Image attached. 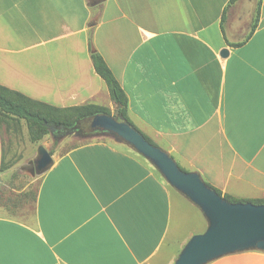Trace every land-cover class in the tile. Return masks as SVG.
I'll use <instances>...</instances> for the list:
<instances>
[{
  "label": "crops",
  "instance_id": "0c3cea01",
  "mask_svg": "<svg viewBox=\"0 0 264 264\" xmlns=\"http://www.w3.org/2000/svg\"><path fill=\"white\" fill-rule=\"evenodd\" d=\"M229 2L0 0V85L55 108L111 109L95 51L141 133L223 194L261 199L264 0ZM24 130L23 120L0 126V264L174 262L181 200L147 160L106 142L81 144L35 174L31 197L12 183ZM189 203L183 208L199 211ZM205 229H190L180 251ZM208 264H264V252Z\"/></svg>",
  "mask_w": 264,
  "mask_h": 264
},
{
  "label": "water",
  "instance_id": "95a60500",
  "mask_svg": "<svg viewBox=\"0 0 264 264\" xmlns=\"http://www.w3.org/2000/svg\"><path fill=\"white\" fill-rule=\"evenodd\" d=\"M228 50L221 52L223 57ZM121 106L117 105L119 109ZM101 135L124 143L147 160L175 191L203 214L207 227L186 242L172 264H208L223 256L257 250L264 252V204L231 203L209 188L199 173L183 171L168 152L148 142L121 115L99 113L80 120ZM53 156L42 145L37 147L35 171L42 174L53 165Z\"/></svg>",
  "mask_w": 264,
  "mask_h": 264
},
{
  "label": "trees",
  "instance_id": "16d2710c",
  "mask_svg": "<svg viewBox=\"0 0 264 264\" xmlns=\"http://www.w3.org/2000/svg\"><path fill=\"white\" fill-rule=\"evenodd\" d=\"M235 1L236 0H230L229 4H232ZM223 22L224 15L221 19V27ZM248 38L249 36L245 38V41ZM240 44L242 43L231 44V46L236 47ZM91 60L94 71L105 82L112 101L115 103L116 106H121L119 109H116L117 114L121 115L129 124H131L135 129H137L130 122L127 116V97L123 89L121 88L119 82L116 80L113 73L105 63L104 59L101 57L100 54L95 51H92ZM99 113L110 114V109L93 104H86L82 106L67 108H55L34 101L19 92L12 91L0 85V126L3 123H8V120L18 122L23 120L27 127L29 139L31 142L39 141L43 135L48 133L49 130H51L52 132H61V129L66 131L76 129L77 124L78 122H80V120ZM137 131L139 130L137 129ZM141 134L148 142L155 145L147 136H145L143 133ZM181 169L183 171H186L183 168ZM205 184L212 190L216 191L228 202H251L257 205L264 204V198H237L230 194H223L220 190L211 186L207 182H205Z\"/></svg>",
  "mask_w": 264,
  "mask_h": 264
},
{
  "label": "rangeland",
  "instance_id": "374dc122",
  "mask_svg": "<svg viewBox=\"0 0 264 264\" xmlns=\"http://www.w3.org/2000/svg\"><path fill=\"white\" fill-rule=\"evenodd\" d=\"M248 23V22H247ZM246 26V24H245ZM244 38V35H239L235 37V41H240ZM116 105L113 103V107L110 109V114L114 116H119L116 112ZM80 129L86 131V123L80 122V124L77 125ZM76 131V130H74ZM151 140V139H150ZM6 141V139H5ZM152 141V140H151ZM18 148L17 151L19 153V156L15 159V161L12 162V166L14 167L12 169V174L13 180L12 183L15 188L19 189H25L29 196L35 197L41 175H31L30 171V165L29 162L36 158L37 156V147L39 145L44 146L53 156V159H56L60 155L66 153L70 149L81 145L85 143H90V142H106L110 143L112 145L117 146L118 148L122 149H128L129 147L125 145L124 143H121L117 140H115L113 137L108 136V135H95V136H82L80 134H77L76 132L68 133V131L64 130L61 132H52L51 130L48 131L45 135L41 137V139L37 142H31L28 134L24 130V132H21L18 137ZM153 142V141H152ZM156 146L161 145L162 143L160 141H155L153 142ZM161 148L160 146H157ZM130 149V148H129ZM162 150L168 152L167 149L161 148ZM131 150V149H130ZM17 153V154H18ZM169 153V152H168ZM171 158L178 164L179 167L183 168L179 161L169 153ZM185 169V168H184ZM155 173L161 177L159 172L154 168ZM162 178V177H161ZM164 180V179H163ZM172 190H174L172 187H170ZM175 194H177V198H179L180 203L177 199V202L175 203V209L177 212L181 210L182 212V221L183 225L181 229L177 232L176 235H173L171 237L172 245L169 249V253L171 255H176L180 251V243L185 239L188 231L190 229H195V228H202L204 229L205 225L207 227V222L204 219V216L201 211L197 208L196 210L199 211H191L190 213L187 211V209L184 207L183 204H190L189 201L182 196L180 193L177 191H173ZM264 198V197H263ZM182 204V205H181ZM195 206V205H194ZM203 216V217H202ZM191 238V237H190ZM189 238V239H190Z\"/></svg>",
  "mask_w": 264,
  "mask_h": 264
},
{
  "label": "flooded vegetation",
  "instance_id": "af4514ba",
  "mask_svg": "<svg viewBox=\"0 0 264 264\" xmlns=\"http://www.w3.org/2000/svg\"><path fill=\"white\" fill-rule=\"evenodd\" d=\"M78 124H80V122H78ZM74 130H76V131H74ZM61 131H64V130L61 129ZM72 132H76L77 134H80L82 136L101 135V134H99L98 131L92 130L88 125L86 127V131L80 129L79 127H76V129H73V130H70V131L68 130V133H72ZM29 165H30V167H29L30 170L35 171V167H36L35 158L29 162Z\"/></svg>",
  "mask_w": 264,
  "mask_h": 264
}]
</instances>
